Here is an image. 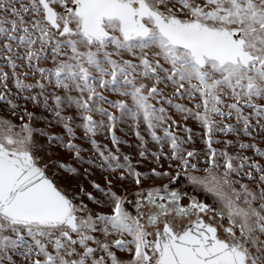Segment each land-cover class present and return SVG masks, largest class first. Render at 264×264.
I'll return each mask as SVG.
<instances>
[{
  "label": "snow or ice",
  "instance_id": "obj_1",
  "mask_svg": "<svg viewBox=\"0 0 264 264\" xmlns=\"http://www.w3.org/2000/svg\"><path fill=\"white\" fill-rule=\"evenodd\" d=\"M0 60L12 70L0 66L7 111L16 116L23 99L51 113L25 107L20 125L0 116V264H264V165L227 151L238 143L264 157L254 142L264 140V0H0ZM170 109L203 127L206 151L184 146L192 129L187 139L173 132ZM34 120L62 125L67 140ZM127 121L140 141L135 164L150 159L148 171L121 153L116 127ZM141 121L159 150L147 148ZM102 130L115 151L95 138ZM53 144L75 163L55 158ZM93 168L107 174L89 181L93 191L62 186ZM253 170L258 191L243 179L255 181ZM126 181L131 200L116 190Z\"/></svg>",
  "mask_w": 264,
  "mask_h": 264
},
{
  "label": "rangeland",
  "instance_id": "obj_2",
  "mask_svg": "<svg viewBox=\"0 0 264 264\" xmlns=\"http://www.w3.org/2000/svg\"><path fill=\"white\" fill-rule=\"evenodd\" d=\"M8 15H10V13ZM0 66L3 67V70L5 72H8L9 75H11V71H12L11 68L8 67L7 65H5L3 60H0ZM41 66H45V65H41ZM18 71H21V70L18 69ZM38 78H39L38 76L35 78L29 77V82L30 83L35 82V79H38ZM8 87L12 90L13 93H15L17 91L14 87L12 80H9ZM2 90L3 89H0V91H2ZM35 91H38V89ZM105 95L109 96V98H112V99L115 98V96L112 95L111 93H105ZM13 98H15V97H13ZM177 102L185 103V104H188L189 106H192L189 103V101H187V100H180ZM17 103H19L21 105V109L17 110L16 116H13L10 112L7 111V105L3 101H0V116H3L6 119L12 120L16 125H20L24 121H27L26 116L24 117V121H21L19 119V116L22 114L23 108L27 107L28 111L33 112L37 115H43V116L51 119V113H48L42 107L34 106L32 103L25 101L23 99L17 100ZM105 107H107V106L105 105ZM165 107H167V105H165ZM74 111H75L74 109H69V112H74ZM170 112L172 113L173 116H175L176 120L180 122L179 128H177L176 126H173V128H172V131L175 132L178 136L187 139L188 133L183 130L184 126L186 125L187 127L192 129V142L187 143L184 146L186 148H189V149L195 148L201 152L206 151L207 145L205 143V140L207 137L205 136V130L203 129V127L194 119H188L187 121L181 120V117L175 113L174 109H170ZM97 118H99V117H97ZM228 122L231 123L234 121H228ZM33 127L36 129H45L46 131H48L50 133H54L57 135L64 136L65 140H67V138H68L67 134L65 132V129L63 128L62 125L52 123L49 126L48 120H34L33 121ZM136 130L137 129L135 128L133 123L131 121H127L123 124H120V123L117 124L116 134H117V136H119L121 138L122 141L128 142V143H121L119 145V147L121 149V153L131 154L132 158H133L134 165L136 167H138L140 171L144 172V171H148L151 167H155V165L151 162L150 159L144 160L141 164H135V162L140 159V157L138 155L139 150L137 148V145L140 143V141L137 139V137L135 135ZM139 131L143 136H145L146 139L149 140L147 148L150 151L159 150V146L151 141L150 134L147 131L146 125L143 123V121H141V123H140ZM158 132H159V130H158ZM159 134L162 135L163 133L159 132ZM75 135H76V139L74 142L76 144H79L84 149L88 150L87 152L84 153L85 155H88L91 152L92 146L90 143L87 142V139L85 138L83 129L76 127L75 128ZM34 138L39 144L45 145L47 147V137L46 136H41L39 134V132L37 131V132H34ZM95 138L100 142L101 146L107 144L113 151H115V146L112 145V143H111V134L108 133L106 130L100 131ZM214 139H219L221 141H225V140L235 141L236 137L234 135H231V134L225 136V135L217 132L214 134ZM240 139L244 142H251L250 138L246 137V136H241ZM254 142L257 144L258 147H260L262 150H264V140L257 139ZM213 147H215L217 150H220V149H223L225 147V145L223 143H218V144L214 143ZM169 150H170L169 145L167 143H165L164 151L168 152ZM51 151L55 154V158L62 160L66 163H73V164L75 163V161L73 159V153L69 152L66 148H64L58 144H53L51 146ZM227 151L233 155H235L237 153H240L242 155H247V156L251 157L253 161L264 165V157L257 155L255 153L254 149L241 150L239 148V144L237 143V144H234L233 146H229L227 148ZM40 154L44 155V152H41ZM47 158L48 157L45 156V159H47ZM202 159H203V157L201 158V160ZM165 167H167L166 161H165ZM91 171L94 172L95 175L91 176L89 179H84L83 177L73 178L72 176L65 174L62 186L75 185L79 181L80 183H83V186L87 191H93L91 183L89 181L90 180H96L98 183L103 184L105 175H107V174L102 172L100 169H96V168H93ZM253 172H254V175L256 177L255 181L249 180L247 177H243V179H244L245 183H248L250 185V187H252L254 190L258 191V183L257 182L259 179V174L255 173L254 170H253ZM241 175L243 176V174H241ZM153 182L156 184L162 183V181H160V180L146 181L144 186L148 187ZM164 182H166V181H164ZM124 184H125L126 192H125V188H119L118 187L116 190L118 192H120L121 194L128 195L129 199H131L132 194L136 191V186L131 181H126V182H124ZM184 191H188L191 195H195L198 197L200 196V197L204 198V194L202 192H191L190 187L184 189ZM85 202L88 203L86 197H85ZM89 206L93 207V208L96 207L93 204H89ZM100 210L106 211V212L110 211V209H108V208H104V209H100ZM116 251H117V255L120 258H122V259L128 258V254L126 252H121L118 250H116ZM17 259H19V258H17Z\"/></svg>",
  "mask_w": 264,
  "mask_h": 264
},
{
  "label": "flooded vegetation",
  "instance_id": "obj_3",
  "mask_svg": "<svg viewBox=\"0 0 264 264\" xmlns=\"http://www.w3.org/2000/svg\"><path fill=\"white\" fill-rule=\"evenodd\" d=\"M186 192H188V191H186ZM197 197H198V196H197ZM198 198L204 199V198H202V197H200V196H199ZM131 199H132V198H131ZM131 199H130V200H131ZM181 202L184 203V204H187V203L189 202L187 196H185V197L182 199ZM126 207H128L129 210L132 211L133 214H135L134 204L129 203V204L126 205ZM224 225L227 226V221L224 222ZM221 234L223 235V229H221Z\"/></svg>",
  "mask_w": 264,
  "mask_h": 264
}]
</instances>
